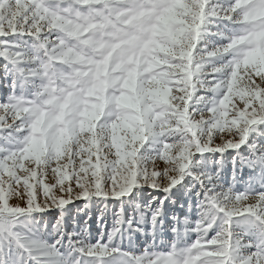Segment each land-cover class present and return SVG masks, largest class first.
I'll return each instance as SVG.
<instances>
[{"label":"snow or ice","instance_id":"1","mask_svg":"<svg viewBox=\"0 0 264 264\" xmlns=\"http://www.w3.org/2000/svg\"><path fill=\"white\" fill-rule=\"evenodd\" d=\"M0 264H264V0H0Z\"/></svg>","mask_w":264,"mask_h":264}]
</instances>
